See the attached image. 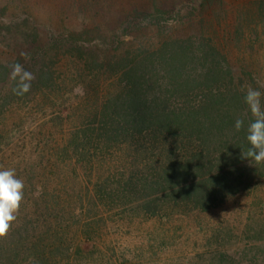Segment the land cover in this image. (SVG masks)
<instances>
[{
  "label": "trees",
  "instance_id": "16d2710c",
  "mask_svg": "<svg viewBox=\"0 0 264 264\" xmlns=\"http://www.w3.org/2000/svg\"><path fill=\"white\" fill-rule=\"evenodd\" d=\"M249 86L264 108V0H0V169L24 181L0 264H264V220L198 221L264 180ZM144 221L150 244L103 245Z\"/></svg>",
  "mask_w": 264,
  "mask_h": 264
},
{
  "label": "rangeland",
  "instance_id": "374dc122",
  "mask_svg": "<svg viewBox=\"0 0 264 264\" xmlns=\"http://www.w3.org/2000/svg\"><path fill=\"white\" fill-rule=\"evenodd\" d=\"M136 1V0H134ZM228 5H238V2L243 0H224ZM193 28V27H192ZM71 69V65L63 63L61 65V71L68 72ZM70 76V73H68ZM67 89L73 85V83H68ZM105 83L99 84L98 90L102 95L105 94ZM71 128V125L69 126ZM118 157L115 156L113 162L116 163ZM125 159H122L124 161ZM121 162V161H120ZM254 191L251 194H241L237 197H234L227 201L223 206L218 209H215L213 212L209 213L207 218H198V221L204 222L208 221L211 224H217L222 221H228L229 223H234L240 230H243L245 225L248 222L256 219L257 221L264 220V180L259 181L254 187ZM197 224L195 218H184L179 221L173 227L167 224L164 225L166 230H174L178 234L184 233L190 226ZM125 226V227H124ZM160 224L157 221H144L141 223L133 224H121V229L116 230L114 227H109L108 231L104 233L103 236V245H108L112 243L116 245L119 249H129L137 248L143 244H150L153 239L163 232L159 227ZM171 227V229L169 228ZM124 228V229H123ZM172 230V231H173ZM235 242L238 243V239H235ZM193 248H198L195 244ZM179 254L173 253L172 258L176 260Z\"/></svg>",
  "mask_w": 264,
  "mask_h": 264
},
{
  "label": "clouds",
  "instance_id": "9594fccd",
  "mask_svg": "<svg viewBox=\"0 0 264 264\" xmlns=\"http://www.w3.org/2000/svg\"><path fill=\"white\" fill-rule=\"evenodd\" d=\"M23 55V54H22ZM10 78L15 81L13 92L24 95L31 89V82L35 79L32 72L24 69L20 63L11 65ZM262 93L249 86L244 96L252 117V122L247 127L249 147L242 151V158H247L255 164L264 162V108L261 105ZM244 121L237 118L235 129L239 131ZM24 198V181L18 178L15 169H0V237L7 235L11 224L16 220L17 212ZM28 264H36L34 258H29Z\"/></svg>",
  "mask_w": 264,
  "mask_h": 264
}]
</instances>
